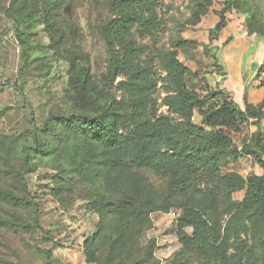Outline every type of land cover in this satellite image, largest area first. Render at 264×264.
Wrapping results in <instances>:
<instances>
[{
  "label": "rangeland",
  "instance_id": "rangeland-1",
  "mask_svg": "<svg viewBox=\"0 0 264 264\" xmlns=\"http://www.w3.org/2000/svg\"><path fill=\"white\" fill-rule=\"evenodd\" d=\"M130 1L0 0V264H264L258 113L195 156L214 39L264 41V0Z\"/></svg>",
  "mask_w": 264,
  "mask_h": 264
},
{
  "label": "crops",
  "instance_id": "crops-1",
  "mask_svg": "<svg viewBox=\"0 0 264 264\" xmlns=\"http://www.w3.org/2000/svg\"><path fill=\"white\" fill-rule=\"evenodd\" d=\"M214 46L217 48L211 68L214 71L207 74V86L225 93L241 110L247 104L259 107L263 116L259 125L253 127L264 132V41L256 35H241L234 27L226 26L218 31ZM216 98L219 102L222 95Z\"/></svg>",
  "mask_w": 264,
  "mask_h": 264
},
{
  "label": "trees",
  "instance_id": "trees-1",
  "mask_svg": "<svg viewBox=\"0 0 264 264\" xmlns=\"http://www.w3.org/2000/svg\"><path fill=\"white\" fill-rule=\"evenodd\" d=\"M132 5L130 0H120V6L129 8ZM28 19L33 21L35 19V14L30 13L28 14ZM131 27V22L128 18L125 19H118L112 22L111 26V36L118 37V39L123 40L124 35L128 32V30ZM107 36L109 37V33L107 32ZM18 87V86H16ZM218 94L222 95V100L217 103L216 108H211V112L208 114L205 120H203V124H207L209 126L213 127H219L217 130H212L214 132V135H208L209 141L203 148H199L196 151L195 156L200 155L204 153V159H206V162L209 163L210 156L207 153L208 151L215 148L216 150H220L223 145L226 144V142L229 140L228 137V131H239L240 127L244 121L245 118L251 116L250 113L254 112L253 115H256L258 113V119L260 120L263 116V112L259 107H255L253 105L247 104L245 110H241L237 107V105L232 101V99L229 98L225 93L222 91H216L215 94H211L213 98H215ZM205 96V99H210V97ZM256 112V113H255ZM107 117V116H106ZM195 130H201L203 132L202 127H194ZM123 142V141H122ZM186 150V148H184ZM183 149V151H185ZM181 158L183 155H179ZM171 158L176 157L174 154L170 155ZM185 159H188L186 156ZM213 159V158H212ZM171 160V159H170ZM182 161V160H180ZM170 163V161H169ZM182 177L178 178V181L180 179L184 180L186 177L183 178V175H180ZM260 181H264V177L259 179ZM187 182V181H186ZM187 189V188H186ZM251 193V192H250ZM264 195V185L261 186V188H258L257 192L254 193L253 196H247L248 199L254 200V197H261ZM188 216L182 219L183 225H189L194 224L196 222L194 220V212L188 211L186 212ZM205 244V243H204ZM88 249H91L90 243H88ZM95 257V256H94ZM95 260V258H94ZM223 261V260H220ZM223 263V262H222ZM225 264V262H224Z\"/></svg>",
  "mask_w": 264,
  "mask_h": 264
},
{
  "label": "built area",
  "instance_id": "built-area-1",
  "mask_svg": "<svg viewBox=\"0 0 264 264\" xmlns=\"http://www.w3.org/2000/svg\"><path fill=\"white\" fill-rule=\"evenodd\" d=\"M221 80V78H218V81H220ZM172 214H173V216H176V212H172Z\"/></svg>",
  "mask_w": 264,
  "mask_h": 264
}]
</instances>
